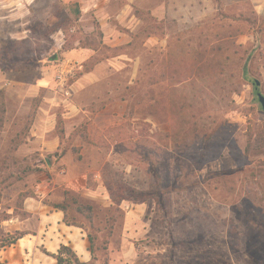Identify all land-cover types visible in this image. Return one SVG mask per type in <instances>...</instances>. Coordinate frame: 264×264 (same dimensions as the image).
<instances>
[{
    "label": "rangeland",
    "instance_id": "374dc122",
    "mask_svg": "<svg viewBox=\"0 0 264 264\" xmlns=\"http://www.w3.org/2000/svg\"><path fill=\"white\" fill-rule=\"evenodd\" d=\"M175 4L0 0V239L28 199L94 264H264V0Z\"/></svg>",
    "mask_w": 264,
    "mask_h": 264
},
{
    "label": "crops",
    "instance_id": "0c3cea01",
    "mask_svg": "<svg viewBox=\"0 0 264 264\" xmlns=\"http://www.w3.org/2000/svg\"><path fill=\"white\" fill-rule=\"evenodd\" d=\"M170 1V7L180 2V0ZM47 207L39 202L31 204L28 199L25 201L26 212L38 218L37 229L34 232H26L27 235L15 244L1 248V264H57L53 257L43 252V249L58 254L61 245L71 247L82 262L91 260L86 235L82 229L67 225L64 222L63 212Z\"/></svg>",
    "mask_w": 264,
    "mask_h": 264
},
{
    "label": "trees",
    "instance_id": "16d2710c",
    "mask_svg": "<svg viewBox=\"0 0 264 264\" xmlns=\"http://www.w3.org/2000/svg\"><path fill=\"white\" fill-rule=\"evenodd\" d=\"M26 198H33V196H26ZM50 206L55 208V209H57V210H60L61 212H63V214H64V222L67 225L80 227L76 223L71 222L68 219L67 207H65L63 204H50ZM24 214L29 216V213H27V212H25ZM8 218H9L8 216L0 218V222L7 221ZM26 235H27L26 232H16L14 234L7 235L5 238L0 239V249L15 244L19 239L23 238ZM88 240H89V245H90L89 246V252L93 256V260L90 261V262H82V261H80V259L78 258L77 254L75 253V251L71 247H69L67 245H61V247H60V249L58 251V254H52V253L48 252L45 249H43V252L46 255L53 257L57 261V264H94L93 263V261L95 259V257H94V247H93L94 246V238L91 235H88Z\"/></svg>",
    "mask_w": 264,
    "mask_h": 264
},
{
    "label": "water",
    "instance_id": "95a60500",
    "mask_svg": "<svg viewBox=\"0 0 264 264\" xmlns=\"http://www.w3.org/2000/svg\"><path fill=\"white\" fill-rule=\"evenodd\" d=\"M260 85H261L260 81H258V80H255L254 81V86H255V90H256V96H257V99H258L259 104L262 107V110L264 111V94H262L259 91Z\"/></svg>",
    "mask_w": 264,
    "mask_h": 264
},
{
    "label": "bare ground",
    "instance_id": "6f19581e",
    "mask_svg": "<svg viewBox=\"0 0 264 264\" xmlns=\"http://www.w3.org/2000/svg\"><path fill=\"white\" fill-rule=\"evenodd\" d=\"M85 256V255H84Z\"/></svg>",
    "mask_w": 264,
    "mask_h": 264
},
{
    "label": "flooded vegetation",
    "instance_id": "af4514ba",
    "mask_svg": "<svg viewBox=\"0 0 264 264\" xmlns=\"http://www.w3.org/2000/svg\"><path fill=\"white\" fill-rule=\"evenodd\" d=\"M256 91V90H255Z\"/></svg>",
    "mask_w": 264,
    "mask_h": 264
}]
</instances>
